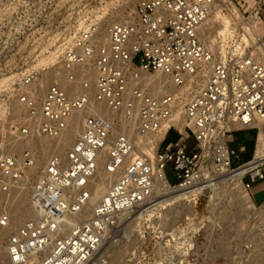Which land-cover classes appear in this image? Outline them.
I'll return each mask as SVG.
<instances>
[{
    "label": "built area",
    "instance_id": "obj_1",
    "mask_svg": "<svg viewBox=\"0 0 264 264\" xmlns=\"http://www.w3.org/2000/svg\"><path fill=\"white\" fill-rule=\"evenodd\" d=\"M218 1L224 2L140 0L133 22L107 25L106 43L98 39L100 27L90 25L65 52L61 70L68 82L78 84L76 90L54 81L41 102L27 93L19 97L23 113L11 122L8 151L0 157V192L4 194L20 189L36 165L30 141L38 136L60 138L76 112L98 103L121 115L123 125L98 111L85 117L81 133L65 157L52 156L32 184L34 217L6 238L0 233V264H89L120 221L136 207L151 202L158 178L199 207L203 200L207 206L225 175L245 170L240 182L249 195L255 182H264V156L256 158L255 151L250 162L234 167L246 149L232 148L229 140L237 130H256L258 142L259 124L264 122V40L243 49L225 47L223 53L205 44L202 27ZM235 4L243 19L239 24L251 22L254 26L253 17ZM255 11L261 20L260 9ZM234 52L238 53L235 57ZM157 73L168 76L177 87L202 74L205 82L184 99L177 115L180 98L169 93L153 95L145 85L142 74ZM91 74H95L94 85ZM39 78L38 71H31L24 84L32 86ZM178 116L185 123V132L175 125ZM172 131L179 139L165 146ZM156 135L163 139L152 159L143 147ZM189 138L195 141L190 150L186 146ZM21 143L24 148L17 151ZM107 147L105 169L116 179L87 217L84 210L98 160ZM168 164L176 172L175 184L166 177ZM8 228L7 217L0 216V229ZM184 232L190 230L177 229V233ZM185 239L182 249L192 250L195 238L187 235ZM251 248L252 242L247 243L242 248L244 255ZM169 252L157 264L174 262L176 256ZM107 263V258L98 260V264Z\"/></svg>",
    "mask_w": 264,
    "mask_h": 264
},
{
    "label": "rangeland",
    "instance_id": "obj_2",
    "mask_svg": "<svg viewBox=\"0 0 264 264\" xmlns=\"http://www.w3.org/2000/svg\"><path fill=\"white\" fill-rule=\"evenodd\" d=\"M139 1L0 0V157L8 151L10 124L16 118L14 104L20 105L19 97L30 87L25 86V77L31 71H38L41 79L52 70L56 71L57 75L62 69L65 52L81 31L90 25H98L99 20L104 22V26L101 27L103 31L115 20L134 18L135 7ZM223 1L216 2L221 5L220 18L217 20L212 16L215 22L207 26V29L219 27L221 17L228 19L234 28V34L229 37L226 48L238 44L243 49L245 45L252 47L257 40H264V25L261 22H258L255 29L258 38L245 33V30H241L243 25L239 24V17L236 16L238 18L236 19L233 16L232 6H229L226 0ZM235 3L241 5L242 11H246L251 17L255 16L254 6L246 0H235ZM122 9L124 15L120 17L118 12ZM262 19L264 20V12ZM237 55L238 53H232L233 57ZM38 98V102L43 99L42 96ZM255 134V131L244 132L252 144L244 154L243 161L253 153ZM178 139V134L172 131L165 146L177 142ZM186 146L189 150L195 146L193 138L186 141ZM23 148L24 145L18 146L17 151ZM165 174L171 184L177 182L172 164L167 165ZM37 179L38 176L32 179L31 183ZM31 187L32 185L28 184L26 196L28 208ZM240 187L241 191H244L242 184ZM227 188L229 187H222L213 193L207 206L206 200H203L200 207L185 201L173 202L180 196H175L172 192L163 194L172 203L166 201L169 204L160 208V211L150 210L139 219V215L145 213V208L139 207V213L138 209H135V214L123 220L118 228L121 230L129 226L128 229L125 228L127 229L125 233L123 231L118 234L122 238L114 240V242L119 240V243L113 244L109 247L111 249L105 251L109 252L108 261L110 264H157L159 257L169 254L171 250L176 260L158 264H264V259L259 262H254L253 259L256 251L264 248V244L258 247L264 243V225L259 221L264 206H256L252 201L253 208L244 210L234 203V190ZM261 191L262 188L257 186L252 189L258 204L264 197ZM150 208L151 206L147 210ZM6 214V209H0V216ZM22 214L26 215L25 212ZM194 216L198 217L192 221ZM29 218H24L15 226L19 227ZM179 227L187 228L190 232L177 233ZM187 235L195 238L194 247L189 251L182 249ZM172 238H175L176 242H173ZM249 242H252L251 251L244 255L242 248Z\"/></svg>",
    "mask_w": 264,
    "mask_h": 264
},
{
    "label": "bare ground",
    "instance_id": "obj_3",
    "mask_svg": "<svg viewBox=\"0 0 264 264\" xmlns=\"http://www.w3.org/2000/svg\"><path fill=\"white\" fill-rule=\"evenodd\" d=\"M229 6H232V10L236 14V16L239 17V19L242 21L243 19L242 16H240L239 13H237L236 10V4L233 1H225ZM224 3V4H226ZM221 9V5L218 3H215L212 13L210 15V19L208 18L205 24L202 27L201 31V38L202 41L209 45L214 51H220L224 52L225 51V46L227 44V41L230 36L234 34V28H232L231 22L228 19H225L224 17H221V24L219 27L210 30L207 29V26H211V23L213 24L215 21H213L212 16H214L215 19L220 18L219 10ZM135 13V11H134ZM119 16L122 17L124 15V9H122L120 12H118ZM255 14V13H254ZM253 20V21H252ZM252 22L255 24L254 26L251 25V22L249 23H242L243 26H241V30H245V33H250L252 36L255 38H258V35H256V28L258 25V22L260 23L261 20L255 15L252 18ZM122 21H129L133 22L134 18H123L119 20H115L114 22H122ZM104 22L99 20L98 26L103 27ZM240 24V25H242ZM239 25V26H240ZM246 26V27H245ZM107 26L104 28L101 33L98 36V39L100 42L106 43L108 41V33L106 30ZM250 37V36H249ZM237 45L238 44H234ZM238 48H240L238 46ZM237 48V49H238ZM238 51V50H237ZM242 51V50H241ZM242 53V52H240ZM256 55L261 57V51L256 50ZM54 68V67H53ZM56 69V68H54ZM58 79V81L62 84L64 88L70 89V90H76L78 87V84H73L67 81L66 76L64 72L52 70L48 72V75H43V78L39 79V83H34L32 86H30L27 90L26 93L29 94L31 97L37 99L39 101L38 97L42 98L46 94V88L48 89L49 86L53 83L54 79ZM142 78L145 82V85L147 86L148 90L150 91L151 94L156 95V94H164V93H169L176 95L178 98H180L179 105L184 102V99H186L188 96L195 94L204 84L205 82V75L202 74L199 79H196L194 77H190L187 84L183 87H177L176 85L173 84L172 80L163 74L157 73V74H152V75H147V74H142ZM90 79L92 80V83L94 85L95 83V74H91ZM41 92V93H39ZM178 108L177 110V115H179L182 106ZM100 112L103 115H105L107 118L112 119L117 122H121L123 125L122 121V116L119 114H113L108 108L102 106L101 104L98 103H93L92 108L89 110L85 111H80L76 112L72 118V124L70 125V128L58 139H50L47 137H41L38 136L30 141V146L35 149L36 151V165L34 168H32L26 175V181L24 184L21 186L20 189L17 190H12L10 195L8 196L7 194L1 193L0 192V209H6L7 214L6 217L9 221V228L8 229H0V233L3 235L4 238L7 237V235L11 232H14V230L17 228L15 225L21 221L24 220L26 217H34V211L31 208V206L28 208L26 206V201H27V191H28V184H31V180L34 179L36 176L42 175L44 172L47 162L49 159L54 156V155H60L65 157L66 151L72 146V144L75 143L77 138L79 137L81 133V129L84 123V119L87 115H90L92 112ZM14 113L16 116L22 115L23 113V108L22 106L18 105V103L14 104ZM175 125L181 129L182 132L184 131L185 128V123L181 120V118L178 116L177 117V122ZM261 130L258 136V142H257V150H256V158H261L264 156V122L259 124ZM131 129L133 130L132 126ZM163 139V135H156L150 138L149 144L143 147V150L147 153L149 157L154 159L156 157V149H157V144L161 142ZM19 144V146H21ZM109 147H107L105 150L102 151L101 157L98 160V169L97 173L95 176L94 183L91 187V198L88 201L86 208L84 210V213L87 217H89L94 209V206L97 204L98 200L104 195L106 190L113 184V182L116 179V176L110 175L106 172L105 169V164H106V155H107V150ZM47 157V158H46ZM45 159V163H44ZM246 172L245 170L238 171L236 174H231V175H225L222 177L220 181V185L214 193H216L220 188H226L231 189L232 191L234 190V203L241 207L244 210H251V207L253 206L252 199L248 193L245 191H241L240 187V177L244 175ZM40 174V175H39ZM226 189V190H227ZM236 190V191H235ZM230 191V190H229ZM174 192V195H179L180 197L177 198L176 200H173V202H178L180 203L182 201H186V194L177 191L173 189L172 187H169L168 183L165 180L157 179V182L155 184V189H154V195L151 198V202L149 203L151 208L147 210L149 204L141 205L136 207L135 209H138L139 213V207L140 208H145V213L142 215H139V219L143 218L146 214L149 213L150 210H158L160 211V208H163L167 205L169 201V198L167 196L163 195L165 193H172ZM226 192V191H225ZM225 194V193H224ZM160 195V196H158ZM223 195V194H222ZM174 196V197H175ZM172 197V196H171ZM171 202V201H169ZM172 203V202H171ZM169 204V203H168ZM253 208V207H252ZM135 209L130 211L124 219H122L119 223L120 224L125 220L128 216L134 215L135 214ZM160 209V210H159ZM21 212V214H19ZM22 212H25L26 215L23 216ZM163 212V210H162ZM134 213V214H133ZM136 213V214H138ZM259 221L264 225V207H263V212L259 215ZM16 227V228H15ZM127 227V226H126ZM125 227V228H126ZM129 227V226H128ZM127 227V229H128ZM121 229V230H114L111 231L109 234V237H107V240L103 246V248L96 254V257L92 262L89 264H98L99 258H108L107 254L109 252H105L107 249H111L109 247H112L113 244H118L119 240L114 242V240L118 237L122 238V236L118 235L119 233H122L127 229ZM128 232V231H127ZM127 235V234H126ZM114 242V243H113ZM264 243L258 245V247H261ZM114 245V246H115ZM254 262H259L261 259H264V248L261 247L259 248L258 251H256V254L254 255ZM107 264H110V261H108Z\"/></svg>",
    "mask_w": 264,
    "mask_h": 264
},
{
    "label": "crops",
    "instance_id": "obj_4",
    "mask_svg": "<svg viewBox=\"0 0 264 264\" xmlns=\"http://www.w3.org/2000/svg\"><path fill=\"white\" fill-rule=\"evenodd\" d=\"M246 2L250 3L251 5H253L255 9H257V10L260 9V18H261L262 21H264L262 19V14L264 12V0H246ZM250 131H255L256 132L255 140H254V144H253L254 145V149H253L252 155L249 158H247L246 160L243 161L242 158H243L244 154L247 153V150H248L249 146L252 144V141L244 135V132H250ZM229 140H230V146L232 148L239 149L240 147H245V149H246V151L241 154V161L240 162H236L234 167H238L239 165H242V164H245L247 162H250L253 159L254 153H255L256 148H257V131L256 130H237L236 132H234L232 134V136H231V138ZM254 186L261 187L262 188L261 193L262 192L264 193V182H261V181L255 182L252 185L251 192H250V197H251L253 203L256 206L263 207L264 206V197H263L262 201L259 204L254 199V195L252 193V189H253Z\"/></svg>",
    "mask_w": 264,
    "mask_h": 264
}]
</instances>
